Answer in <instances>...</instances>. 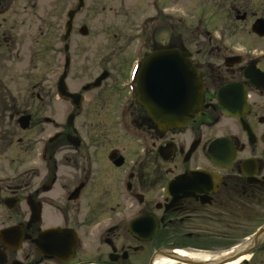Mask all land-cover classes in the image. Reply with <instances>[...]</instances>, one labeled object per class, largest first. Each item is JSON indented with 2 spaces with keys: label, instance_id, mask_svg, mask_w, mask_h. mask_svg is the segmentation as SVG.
<instances>
[{
  "label": "flooded vegetation",
  "instance_id": "1",
  "mask_svg": "<svg viewBox=\"0 0 264 264\" xmlns=\"http://www.w3.org/2000/svg\"><path fill=\"white\" fill-rule=\"evenodd\" d=\"M38 1L0 0V63L8 79L22 74L26 50L38 46L30 37L41 32ZM146 1L154 13L132 15L131 36L117 42L119 53L134 47L121 70L132 64L130 81H113L105 92L111 75L103 69L74 92L71 38L89 36L78 25L87 0H52L53 17L62 13L56 45L63 66L49 94L67 109L63 123L41 118L34 106L10 105L20 104L12 99L19 96L0 74V264H264V0H209L203 13L198 0L194 32L202 29L204 41L195 33L186 40L169 0ZM80 2L66 36L68 13ZM161 50L184 52L203 87L201 115L165 132L138 102L136 82L146 57ZM63 76L66 93L81 97L78 107L59 96ZM96 92L86 114L91 107L102 114L79 125ZM30 96L45 98L41 90ZM10 150L9 172L3 163Z\"/></svg>",
  "mask_w": 264,
  "mask_h": 264
},
{
  "label": "rangeland",
  "instance_id": "2",
  "mask_svg": "<svg viewBox=\"0 0 264 264\" xmlns=\"http://www.w3.org/2000/svg\"><path fill=\"white\" fill-rule=\"evenodd\" d=\"M164 5L170 6V10L174 13H170L177 18L183 20L184 25L180 28V32L186 37V40L190 38L193 33H195V26L198 22V17L201 13H197L196 2L198 0H161ZM201 2V11L204 12L205 8H209V0H199ZM87 11L81 13L78 17L79 24L84 25L88 31L89 36H80L77 32L71 38L72 50L69 53L71 58V72L68 77V84L72 91L79 92L81 87L88 82H92L103 69H106L111 75L110 80L105 84L103 91L108 92L112 89L114 82L119 84L118 79L127 80L131 79V65L128 67V71L125 75L122 74L124 68V60L127 61L129 58L128 53L132 55L134 47L129 50H121L123 53H119L117 42H123L121 37L130 35L132 30V22L135 13L152 14L153 3H148L146 0H87ZM39 8L41 10L40 20L38 23V28L41 32L38 34L31 35V38H36L38 40L37 48H31L26 50L25 57L23 59L22 74L13 78V80L8 79V68L5 64L0 63V74L4 73L2 78L5 89H9L17 92L18 98L13 97L12 99H17L20 101L18 103H11L9 99V104L18 109L24 107L27 109L30 106H34V110L38 109V116L41 118H51L56 123H63L64 116H66V108L63 104L55 101L52 96H50V90H53L54 84L57 81L60 68L63 66L62 59V48L56 45L57 35L59 41L62 36V24H60V18L62 13H56V18L53 17L54 13H50L53 8L52 0H39ZM206 13H210L206 11ZM227 13V11H226ZM49 15V19H48ZM209 16V14H207ZM211 19L209 18V26L211 25ZM134 28V26H133ZM60 30V31H59ZM59 31V32H58ZM136 31V30H135ZM202 33H195L197 35V41H204L203 30ZM219 29L217 28V32ZM172 33V31H169ZM222 32V31H221ZM153 33L156 40L162 38V32L157 31L153 24ZM220 34V32H219ZM34 40V39H33ZM132 41V40H131ZM61 42V41H60ZM136 43V41H134ZM135 46V45H134ZM61 52L59 58H57L56 52ZM121 54L112 56L114 53ZM35 55V57H34ZM111 56V58L118 57L116 63L106 64L102 63L101 58ZM123 58V59H122ZM115 60V59H113ZM121 60L122 63H121ZM121 63V64H120ZM5 65V68H4ZM3 66V67H2ZM127 69V67L125 66ZM6 69V70H5ZM125 72V71H124ZM129 73V78L127 75ZM8 76V77H7ZM20 78V79H19ZM114 81V82H113ZM1 84V83H0ZM41 90L45 95L42 102H34L31 98V92ZM49 95V96H48ZM98 95V93L90 94L87 102H84L83 109L81 112L80 119L77 121L79 125L83 124L85 121H96L98 120L99 114L102 111L100 109L99 113L93 112L94 108L86 114L88 106L92 105L90 102L91 98ZM106 111V110H105ZM86 114V115H85ZM46 133H49L51 127L42 126ZM49 130H47V129ZM16 153L14 150H10L8 154V162L3 163V168L5 171H12L15 169V164L11 162L12 154ZM8 165V166H7Z\"/></svg>",
  "mask_w": 264,
  "mask_h": 264
},
{
  "label": "water",
  "instance_id": "3",
  "mask_svg": "<svg viewBox=\"0 0 264 264\" xmlns=\"http://www.w3.org/2000/svg\"><path fill=\"white\" fill-rule=\"evenodd\" d=\"M79 6L68 13L66 36L71 30L72 20ZM85 35V29L80 31ZM106 75H101L93 84L97 87ZM138 102L146 109L156 125V130L165 132L172 128L181 129L185 124L201 115L203 87L198 73L188 61L184 52L177 50H161L147 56L137 76ZM59 96L70 97L75 107L79 106L80 96L67 94L64 76L58 82ZM72 118L67 119V125ZM28 117L20 123L27 125ZM228 260L222 264L233 262Z\"/></svg>",
  "mask_w": 264,
  "mask_h": 264
},
{
  "label": "bare ground",
  "instance_id": "4",
  "mask_svg": "<svg viewBox=\"0 0 264 264\" xmlns=\"http://www.w3.org/2000/svg\"><path fill=\"white\" fill-rule=\"evenodd\" d=\"M183 257L186 256V254H181ZM192 259H195V260H201V261H204V260H207V262L213 260V258L211 259L208 255H198V256H193L191 255ZM211 259V260H210ZM218 259V258H217ZM220 259V258H219ZM218 259V260H219ZM226 264H233V263H226Z\"/></svg>",
  "mask_w": 264,
  "mask_h": 264
}]
</instances>
